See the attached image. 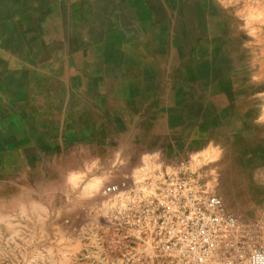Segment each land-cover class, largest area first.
<instances>
[{"label":"rangeland","instance_id":"1","mask_svg":"<svg viewBox=\"0 0 264 264\" xmlns=\"http://www.w3.org/2000/svg\"><path fill=\"white\" fill-rule=\"evenodd\" d=\"M161 3L152 2L151 30L170 48L151 92H93L86 111L83 92L40 102L32 92V105L31 92H9L0 264H140L146 246L116 219L182 162L264 235V0H170L166 17ZM123 179L130 192L119 204L103 189ZM92 181L100 186L88 195ZM125 233L136 256L113 242Z\"/></svg>","mask_w":264,"mask_h":264},{"label":"crops","instance_id":"2","mask_svg":"<svg viewBox=\"0 0 264 264\" xmlns=\"http://www.w3.org/2000/svg\"><path fill=\"white\" fill-rule=\"evenodd\" d=\"M153 1L166 17L170 0H0V111L14 104L9 92H31L29 105L32 92L38 102L83 92V111L93 92H151L170 48L167 38H153ZM124 235L113 242L136 256Z\"/></svg>","mask_w":264,"mask_h":264},{"label":"built area","instance_id":"3","mask_svg":"<svg viewBox=\"0 0 264 264\" xmlns=\"http://www.w3.org/2000/svg\"><path fill=\"white\" fill-rule=\"evenodd\" d=\"M150 188L116 219L146 246L140 264H264V235L228 213L190 162L164 171ZM128 192L126 179L103 189L105 196Z\"/></svg>","mask_w":264,"mask_h":264},{"label":"bare ground","instance_id":"4","mask_svg":"<svg viewBox=\"0 0 264 264\" xmlns=\"http://www.w3.org/2000/svg\"><path fill=\"white\" fill-rule=\"evenodd\" d=\"M233 152V151H232ZM77 182V181H76ZM89 183V182H88ZM86 184L84 190H85V193H87L88 195L89 194H93L94 192L98 191V188L100 186L99 184V181H92L90 182L89 184ZM122 194V193H121ZM121 194H118V195H113V196H117L116 199H118L117 203L119 204H123V196H121ZM127 196V195H126ZM126 199V198H125ZM115 201V200H114ZM128 202V201H127ZM113 203V202H112ZM115 203V202H114ZM116 206V205H115ZM118 209V208H117Z\"/></svg>","mask_w":264,"mask_h":264}]
</instances>
